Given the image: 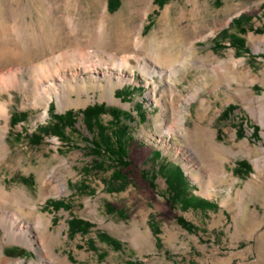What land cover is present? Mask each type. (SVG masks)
<instances>
[{"label":"rangeland","instance_id":"374dc122","mask_svg":"<svg viewBox=\"0 0 264 264\" xmlns=\"http://www.w3.org/2000/svg\"><path fill=\"white\" fill-rule=\"evenodd\" d=\"M153 44L176 59L172 88L131 57L168 68ZM100 49L132 67L120 77L109 60L97 71L73 66L59 93L38 94L28 67ZM263 98L264 0H0V264H264ZM95 104L104 111L85 120L80 111ZM70 109L75 123L62 126L55 115ZM182 114L185 126L162 135L160 124L178 126ZM200 123L214 149L210 136L199 140ZM118 144L132 162L124 179L107 148ZM14 198L36 205L48 227L32 232L33 247L2 225L4 208L20 212ZM72 218L89 230L70 233ZM43 230L56 236L55 257Z\"/></svg>","mask_w":264,"mask_h":264},{"label":"bare ground","instance_id":"6f19581e","mask_svg":"<svg viewBox=\"0 0 264 264\" xmlns=\"http://www.w3.org/2000/svg\"><path fill=\"white\" fill-rule=\"evenodd\" d=\"M100 44H102V43H100ZM162 45H164V44H161V46L160 45L156 46L155 44H153L152 45V54H153V56H155V58H157V59L159 58L160 60L163 61V63L168 64V66H167L168 68H166V69L158 67L159 65L157 66V65H154L153 63L144 61L143 58H139V56H137V55H132L131 57H134L137 60V63H138L137 67L138 68L149 73L151 76H153L155 74L160 75V77L162 78V81L167 83L169 85V88H172V86L175 84L173 75L177 72V69L175 67H173V65H174L173 63L176 61V59L172 62V56L170 54H162L161 55V53L163 52V49H164V47ZM96 46H97V44H96ZM168 51H169V53H171L170 52L171 50H168ZM93 53L94 52H92V53L86 52V51L82 52V50L81 51L73 50V51H70V52L65 53V54H62V53L59 54L58 53V55H56V56H54L48 60H44L40 64L31 65L30 67H28V69L30 71V77L32 80L31 82H33L34 87L37 90L38 94L41 97L48 99V98L52 97L53 93H59L60 92L59 87L61 85H63V86L66 85V78H67L66 71H68L73 66H78L80 69H83L84 71L85 70L97 71L98 68H104L105 66H107V64H108L107 60H109V63L111 64V66L113 68L117 69V72H119L120 77H123V75H122V73H120V71L123 72L124 70L128 69L129 67H132L131 66L132 60L127 55H122L121 57H119L116 54L107 53L101 49L96 51V53H94V57H92L93 55L91 56V54H93ZM104 54H107L108 58L103 57ZM155 58H154V60H155ZM235 63L238 64V62H235ZM7 75H9V76L4 77V78L9 83L14 78H16L17 72L16 71H14V72L9 71V73ZM155 86H156V88L153 90V92L151 91L149 93V96L155 102H157V97H158L157 96V89L159 88L160 84L156 83ZM240 92H242L243 94L246 93L245 88L243 86L241 87ZM197 94L199 95V93H193V95L190 98H188L187 101L194 99L196 96L198 97ZM174 95L175 94H172V90H171V96L169 98V101L170 102L172 101V103L174 102L173 101L174 99H171V98H175ZM250 109L252 110L251 107H250ZM174 110H176V107L174 108ZM47 113H48V111L45 110V112L41 115V119H44L46 117ZM256 113L258 114L259 121L264 126V98L262 99V102L260 103V108H259V110L256 111ZM0 116L4 117V118L8 117L7 107L5 106V103L1 104ZM179 116H180V121L178 123V126L164 127L162 124L163 122L160 124V130L162 132V135L172 133V131L175 128L182 129L181 126L182 127L185 126V124H183V122H182L183 118L185 117L184 114L179 115ZM199 126H200V129L197 131L199 140L201 139L203 144H207L208 143L207 142L208 137L210 136L209 141L212 144V148L214 149L215 146L217 145V141H216L217 139L215 137V134L213 133V131L209 127L207 129H203L201 123L199 124ZM184 129H185V131H184L185 136H188L190 131H188L187 128H184ZM4 145H5V147H8V145L5 141H4ZM244 146L246 149L251 150L249 142H244ZM256 164H257V167H263L264 166L263 158L260 157L259 159H257ZM62 190H64V186L62 187ZM5 197H7V196H5ZM17 198H19V197H17ZM14 199H16V198H14ZM16 200H17L20 212L9 213V212H6L8 210L4 208V214L1 217L2 225H3L4 229L6 230V234L11 241L21 242V243L28 244V245L33 247L34 246V240L32 238V232L36 228H39L40 225H44L46 229H48V227L45 225L43 216H40L38 214V212H37L38 207L36 205H31L27 202L22 201V199H16ZM21 213L23 216L21 215ZM26 216H32V217L34 216L35 220L34 221L26 220V218H27ZM46 237L49 238V245L46 246L47 251L49 252V254L52 257H55L56 255L54 252V242L56 240V236L52 232L48 234V233H46L45 230H43L42 235L40 236V241L44 240ZM41 248H43V247H41ZM44 258H46V257H44ZM18 263L22 264V261H19ZM50 264H52V263H50Z\"/></svg>","mask_w":264,"mask_h":264},{"label":"trees","instance_id":"16d2710c","mask_svg":"<svg viewBox=\"0 0 264 264\" xmlns=\"http://www.w3.org/2000/svg\"><path fill=\"white\" fill-rule=\"evenodd\" d=\"M156 1L160 4H162L167 0H156ZM231 107H232V105H231ZM51 108H52V106H51ZM103 111H104L103 105H96L95 104V105L88 106L87 108H85L84 110H82L80 112L83 113L85 120H91L93 117H98L99 114L102 113ZM74 113L75 112L72 109H70L66 112L65 115L56 114L55 117L58 119L59 122H61L60 124L62 126H66V125L72 126L75 123ZM24 115H26L25 112H22L19 115H12L11 116V123L15 124L17 121H19L18 118H20V116L23 117ZM58 133H59L58 135L63 136V134H61L60 132H58ZM122 136H123V134H122ZM107 148H110L109 149L110 151H108L109 153L117 155L118 163L121 164L120 168L114 172V175H116L120 179H124L126 176H128V173H129L128 171H130L131 164H132V162L130 160L129 161L127 160V158H129V157H128V152H127L125 146H123L122 144H120V145L118 144V147L107 146ZM105 151L106 150H104V152ZM155 155L159 156V153L156 152ZM172 177H173V184L175 186H177L178 184H180L182 182L180 178L178 179V177H176V175H173ZM173 184L171 181L170 186H172ZM49 206L60 208V207L64 206V203L60 200L51 201L49 203ZM180 222L183 225L188 224L184 219H181V218H180ZM69 224H70V233H78V232L86 233L89 230V227L91 225L90 222H88L84 219H81V218H72L70 220ZM101 238H104L106 241H108L114 247L119 246V243L115 239H113L109 236L104 235L102 237V235H101Z\"/></svg>","mask_w":264,"mask_h":264}]
</instances>
